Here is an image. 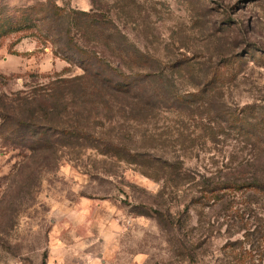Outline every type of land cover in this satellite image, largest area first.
<instances>
[{"label": "rangeland", "instance_id": "obj_1", "mask_svg": "<svg viewBox=\"0 0 264 264\" xmlns=\"http://www.w3.org/2000/svg\"><path fill=\"white\" fill-rule=\"evenodd\" d=\"M28 7L0 264H264V0H0Z\"/></svg>", "mask_w": 264, "mask_h": 264}, {"label": "trees", "instance_id": "obj_2", "mask_svg": "<svg viewBox=\"0 0 264 264\" xmlns=\"http://www.w3.org/2000/svg\"><path fill=\"white\" fill-rule=\"evenodd\" d=\"M1 9L2 8H0V38L6 35L21 32L22 30H25L27 28L32 29L36 27L34 23V19L27 16V14L33 12L34 7H28L26 9L21 10L20 14H18L17 17L14 18L8 11H2ZM54 12H56V10L53 9L51 13ZM85 16H88V14H85ZM94 24H99V23H94ZM112 88L113 90H116L118 87L117 88L112 87Z\"/></svg>", "mask_w": 264, "mask_h": 264}]
</instances>
